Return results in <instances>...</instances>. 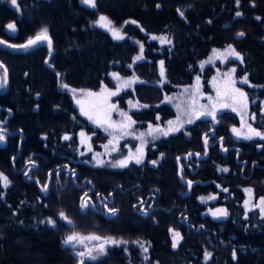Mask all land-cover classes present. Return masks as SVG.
Wrapping results in <instances>:
<instances>
[{
  "label": "trees",
  "instance_id": "trees-1",
  "mask_svg": "<svg viewBox=\"0 0 264 264\" xmlns=\"http://www.w3.org/2000/svg\"><path fill=\"white\" fill-rule=\"evenodd\" d=\"M102 15L123 39L95 23ZM43 28L53 42L51 53L45 42L17 51L0 45L8 76L0 95V171L9 182L0 184V264H77L74 249L63 244L73 232L129 241L84 264H264V216L245 203V189L253 200L264 197V139H234L235 113L197 119L160 137L155 148L150 144L140 164L114 169L78 156L80 131L93 136L94 146L103 138L68 91H97L111 86L110 73L134 74L137 83L117 101L138 103L132 112L138 127L164 126L174 117L166 99L197 77L205 88L214 72L205 61L214 48L231 45L241 59L224 65L235 69L249 124L264 133V0H96L95 8L81 0H17V6L0 0V38L21 44ZM139 53L142 59L134 63ZM209 129L224 137V154L220 142L211 146L215 135L205 143ZM189 152L196 154L180 160L181 175L193 186L183 197L187 186L178 181L174 159ZM30 160L32 167L22 169ZM85 193L91 206L82 210ZM209 196L214 198L207 201ZM109 208L118 209L116 215ZM213 208L228 215L213 218L207 213ZM48 218L55 226L41 223ZM170 228L180 233L175 248ZM132 241L144 242L147 252Z\"/></svg>",
  "mask_w": 264,
  "mask_h": 264
},
{
  "label": "rangeland",
  "instance_id": "rangeland-1",
  "mask_svg": "<svg viewBox=\"0 0 264 264\" xmlns=\"http://www.w3.org/2000/svg\"><path fill=\"white\" fill-rule=\"evenodd\" d=\"M97 25L100 26V24ZM102 28L106 29L105 27ZM7 31L9 33H13V31L8 29V27ZM159 42H161V39H159ZM227 47H224L222 49L214 48L218 50V52L214 53L212 51V54L209 56V58L211 57L212 59L209 60L208 58L205 61L204 65H210L213 67L214 70L213 74L206 83L205 88L200 83V81H195L190 87L182 88L180 91L175 92V94L169 96L166 99V102L169 104V106L174 112V117L169 120L174 122L173 127H179V125L181 124L183 126H186L200 118L213 119L212 115H201V113H211L213 110H215V113L217 114L222 110H229L235 113L238 118V125L232 126L230 129V133L233 138L236 140H244L245 136L254 137V135L249 131L248 127L250 125L248 104L247 107L244 108L242 103H234L230 97H225L224 95L225 91L227 90L228 92L232 93V95H234L237 100H243V98L239 96V93H235L232 91L233 89H240V91L243 92L234 79V73L232 72V68L226 67L224 65L225 62L229 59L237 60L235 56L230 55L228 52L225 51ZM138 56H141V53H139ZM217 56H219V58H217ZM139 60H136L135 62ZM113 73H110L109 75L111 86L103 85L97 91L75 89V92H73V89L70 88H68V91L73 99L74 106L76 107L77 111L81 115H83L94 128H97L99 130V133L103 138L101 142H98L97 145L94 146L92 141L93 136L83 131H80L77 134L79 148L78 156L80 157V159L82 157L89 156V159H91L92 163L95 166H105L115 169L120 167H112L111 165L117 160H122L126 157L132 156L133 159L129 160V164L132 162L135 163V157L139 155H142V157H144L148 146L151 144L150 146L155 148L156 140L165 135L156 131H153L152 135H148L147 133L149 132L150 124H145L143 127H138L136 123H134L131 125L130 128L126 129L120 127L122 123H128L126 117L122 116L121 113H127V115L131 117L132 121H134L132 118V112L139 110L140 106L134 99H125L124 105L121 106L116 99L117 95H119L122 91L131 88L135 83H137L138 78L134 74L128 76H121L118 74L119 79H117L113 76ZM226 73H228L229 75L226 76ZM129 78H134L135 82L129 84L128 86H124V81L128 80ZM232 80L235 81L234 85L231 84ZM118 85L120 86V91L117 93V95H110L111 92L117 91ZM218 92L220 93L219 96ZM224 104L232 105V107H235L237 111H233L232 107H224ZM113 105H115V108H113ZM81 109H83L84 113L87 114H82ZM89 116H91L92 119H89ZM189 119H191V123L187 122ZM168 122H166L164 126H161L157 123L151 125L153 129L159 127L161 129L167 130L169 128ZM110 124L114 126L109 127ZM183 126L180 129H182ZM233 128L238 130V132L240 133L239 136H237L233 132ZM81 133H84V135L81 136ZM141 133H144L145 135L141 137ZM109 141H112V143L110 144ZM105 145H107V147H105ZM113 148H115L116 150L113 151ZM140 148H142V153L137 152V149ZM98 161H103L104 163L98 164ZM0 173L2 172L0 171ZM0 184L5 187L2 182H0ZM246 196L248 198L246 205L249 206L250 204H253V207L259 211L260 215L264 216V213L261 212V209L264 208V204H261V198L264 197H260L253 200L250 192H246ZM209 197H207V201ZM217 209L221 208L210 209L207 213H209L211 217L214 218L213 213H216ZM217 215L219 214L217 213ZM80 235L83 237H87L93 234ZM98 243H103V241L98 242L86 239L83 241V243L76 244L74 247H70L74 249L75 255L79 251H87L88 249H92L93 255H96L95 249ZM135 245L139 248L142 253H144L139 244ZM109 246H111V244H107L106 249ZM144 246L146 247L145 244ZM77 258L79 261L81 259H83V261L86 259H91L88 256H85L83 258L77 256Z\"/></svg>",
  "mask_w": 264,
  "mask_h": 264
},
{
  "label": "snow or ice",
  "instance_id": "snow-or-ice-1",
  "mask_svg": "<svg viewBox=\"0 0 264 264\" xmlns=\"http://www.w3.org/2000/svg\"><path fill=\"white\" fill-rule=\"evenodd\" d=\"M81 2L83 4L91 7V8H95L96 7V0H81ZM11 3H12L13 6H17V0H11ZM237 3H239V0H237ZM159 7H160V5L157 4V8H159ZM177 11L179 12V14L181 16L184 15V13L181 12L179 9ZM236 15L239 16V15H241V13L237 12ZM95 23L100 24L101 27H105L109 32H111V34L113 35V38L114 39H123V36L121 34L120 29L116 28L113 25L112 21L108 17L102 15V16L99 17L98 21H96ZM132 23H135V21H132ZM7 27L11 31H13V32L15 31V25L14 24L10 23V24H8ZM237 35L238 36H243L244 33L241 32V33H238ZM153 39H157V37H153ZM160 39H161V42L162 43L165 42V38L164 37H161ZM41 41H47L48 48H49V52L51 53V50H52V47H53V42H52L51 38L48 36V30H47V28L41 29V31L39 33H37V35L34 38H30L28 40V42L26 44H24V45H19V46H17V45H8V46L9 47L28 48V47L33 46V45H35V44H37L38 42H41ZM167 42L170 43V41H167ZM4 43H5V41L0 40V44H4ZM141 51H142V46H141ZM225 51L228 52L230 55L235 56L237 59H241L240 54L238 52H236L235 49H233L231 45H229L225 49ZM213 52L216 53V52H218V50L214 49ZM217 58H219V56H217ZM139 59H142V56L135 57L133 62L135 63V61L136 60H139ZM211 59L212 58L210 57L209 60H211ZM45 62L48 63V61H45ZM160 65H161V76L163 77L164 76L163 61L160 62ZM3 67H4L3 64H0V68H3ZM234 71H235V69H232V72H234ZM225 75L228 76L229 74L226 73ZM113 76L115 78L119 79L118 74L113 73ZM198 81H199V77H197V82ZM133 82H135L134 78H129L128 80H125L124 81V86H128L129 84H131ZM242 82L243 83H247L248 82L247 81V78H245ZM6 83H7V70L5 69L3 78H0V88H3L6 85ZM231 84L234 85L235 84V81L232 80L231 81ZM61 86L64 87V88H67V85H61ZM72 91L75 92V89H73ZM119 91H120V86L118 85L117 86V91L116 92H111L110 95H117V93ZM232 91L235 92V93H239V96L241 98H243V100L242 101L237 100V98L234 95H232V93L228 92L227 90L224 93L225 97H230L233 100L234 103H242L243 104V107L246 108L247 107V98H246L245 94L243 92H241L240 89H233ZM219 95H220V93L218 92V96ZM223 106L224 107H232V105H230V104H224ZM145 107H147V106L145 105ZM113 108H115V105H113ZM232 110L233 111H237V109L235 107H232ZM81 112H82V114H87V113H84L83 109H81ZM121 115L124 116V117H126V119L128 121L127 124H123L122 123L120 125L121 128H124V129L130 128L131 125L135 123V121H132L131 117H129L127 115V113H123L122 112ZM201 115H212L213 120H215V118H216L215 110H213L211 113H201ZM89 119H92V117L89 116ZM157 119H159V117H157ZM187 122L188 123H191V119H189ZM168 123H169V128L167 130L161 129L159 127H157L156 129H153L152 128V125L150 124L149 125V132L147 134L148 135H152V132L153 131H156V132H160L163 135L167 136L170 132L179 131L180 128L183 126L181 124V125H179V127H173V124H174L173 121H169ZM113 126L114 125H111V124L109 125V127H113ZM248 127H249V131L254 136H258L261 139H264V133L259 132L256 129L252 128L251 125H249ZM105 130H107V129H105ZM233 132L237 136L240 135V133L238 132V130L235 129V128H233ZM83 135H84V133H81V136H83ZM140 135H141V137H143L145 134L144 133H141ZM63 138L65 140L70 139V137H68L67 135L64 136ZM244 138L245 139H251L252 136H245ZM3 140H4V136L3 135H0V141H3ZM109 143L111 144L112 141H109ZM205 143L207 144V141H205ZM105 147H107V145H105ZM115 150L116 149L113 148V151H115ZM137 152L138 153H142V148L137 149ZM161 155H163V154H161ZM189 155H191V154H189ZM131 159H133L132 156L126 157L125 159H122V160H117L111 166L112 167H127L128 162ZM142 159H143L142 155H139V156L135 157V163L136 164H140L142 162ZM177 159L179 160V157ZM30 162H32V161L30 160ZM32 163H34V162H32ZM103 163H104L103 161H98V164H103ZM152 163L155 164L156 161H152ZM224 171H227V169H224ZM25 175L27 176L28 173L26 172ZM0 182H2L5 186H7L8 180H7V177H5L3 175V173H0ZM187 183H188V186L191 187L192 181H188ZM46 189H47V184L43 185L42 191H44ZM225 191H226V189H225ZM245 191L246 192H251V189H245ZM212 198H214V197H209V199H212ZM203 199L204 198H201L202 201H203ZM245 203L247 204V201ZM261 204H264V198H261ZM90 206H91L90 205V201L87 199V193H85V195L81 197L80 208L83 210V209L88 208ZM133 207L135 208L136 205H134ZM140 210L144 214H147V209L141 208ZM108 212H109L110 215H116V213L118 212V209H116V208H109L108 209ZM261 212L264 213V208L261 209ZM217 213L219 215H217ZM58 215H59L60 219L66 221L68 224H71L72 223V221L68 219V217L66 216V214L63 211H60L58 213ZM213 215H214V218H220V217L227 216L228 213L224 209H217L216 210V213H213ZM45 222L48 223V224H50V225H52V226H55V224H56V221L54 219H51V218H48L46 221H41V223H45ZM169 231H170V233L173 234V243H172V246H173V248H175L177 246V243L179 242L180 233L174 231L171 228L169 229ZM86 239L87 240L98 241V242L99 241H103V243H98L96 245V249H95L96 255H93V250L92 249H88L87 251H79V252L76 253V255L78 257H80V258H83L85 256H88L92 260L97 259V256L98 255H104V254H106V251H107L106 245L107 244L119 246V245H126V244L129 243V241H126V240H122V239L117 240V239L112 238V237H101V236L94 235V234L93 235H89L87 237H83L80 234L73 232L72 234L67 235L65 237V239L63 240V244L65 246H73L74 247L76 244L83 243V241L86 240ZM131 243H133V244H139V246L141 247V249L144 252H147V248L144 246V243L143 242H141V241H132ZM210 255H211L210 253H207L206 252L205 253V259H207ZM236 256H237L236 252L233 251V259L234 260L236 259ZM145 259H147V257H145ZM80 264H84L83 259L80 260Z\"/></svg>",
  "mask_w": 264,
  "mask_h": 264
},
{
  "label": "water",
  "instance_id": "water-1",
  "mask_svg": "<svg viewBox=\"0 0 264 264\" xmlns=\"http://www.w3.org/2000/svg\"><path fill=\"white\" fill-rule=\"evenodd\" d=\"M34 37H35V36H34ZM34 37H32V38H34ZM0 40L5 41L4 44H0L1 46L5 47V48H7V49H9V50H12V51H17V50H21V49H25V48H21V47H9L8 45H17V46H19V45H24V44H26V43L28 42L29 39L26 40L25 42L21 43V44H13V43H11V42H9V41H6V40H4V39H2V38H0ZM42 42H45V43L47 44V41H41V42H38L37 44L42 43ZM37 44H35V45H37ZM35 45H33V46H35ZM33 46H30V47H28V48H31V47H33ZM47 47H48V44H47ZM48 49H49V48H48ZM50 55H51V54H49V56H48V58H47L46 60L49 59ZM0 64H1V63H0ZM1 69H2V72H3V76H4V71H5L6 68L3 67V68H1ZM7 86H8V76H7V83H6L5 88H4V90L2 91V93L6 91ZM10 116H11V112L8 114V116H6V120H5L2 124H5L6 121H7V119H8ZM14 133H15V132H14ZM14 133H12V134H14ZM214 135H215V132H213L212 130L209 129V130H207V131L202 135V137H203V138L206 137V141H209L211 138L214 137ZM223 141H224V137L220 136V137L216 138V139L213 141V143L211 144V146H214V145L217 144L218 142H220V144H222ZM232 149H238V148H236L235 146H233ZM240 153H241V151H238V152H237V154H236V158L238 157V155H239ZM189 154H191V155H195L196 153H195V152H189V153H187V154H180V155H178V156L174 159L175 163L177 164V178H178V181L180 182V184L187 186V189H186L185 193L183 194V197H186V196H189V195H190V192H191V189H192V186H193V182H192L191 187H189L187 182H188V181H191V180H189V179H185V178H183L182 175H181V173H182V167H181V165H180V160H181V159H185V158H187V157H190L191 155H189ZM178 157H179V160L177 159ZM77 264H80V262H78Z\"/></svg>",
  "mask_w": 264,
  "mask_h": 264
},
{
  "label": "flooded vegetation",
  "instance_id": "flooded-vegetation-1",
  "mask_svg": "<svg viewBox=\"0 0 264 264\" xmlns=\"http://www.w3.org/2000/svg\"><path fill=\"white\" fill-rule=\"evenodd\" d=\"M0 78H3V72H2V70H1V72H0ZM4 88H5V86L3 87V88H0V95H1V93H2V91L4 90ZM1 110V109H0ZM1 117V116H0ZM4 125V124H3ZM1 127V126H0ZM1 129V128H0ZM216 136V135H215ZM217 137H220V136H216V137H214L213 139H215V138H217ZM220 147H221V149H224L223 150V154H224V151L229 147L228 145H226L225 144V141H224V143H222L221 145H220ZM233 147V146H232ZM236 148H238L237 146H235ZM27 166H30V168L32 167V165H31V162H27L24 166H23V168L22 169H24L25 167H27ZM22 169H21V171H22Z\"/></svg>",
  "mask_w": 264,
  "mask_h": 264
}]
</instances>
